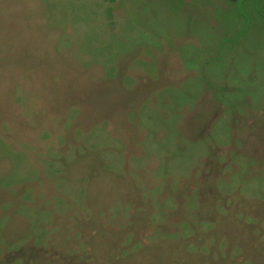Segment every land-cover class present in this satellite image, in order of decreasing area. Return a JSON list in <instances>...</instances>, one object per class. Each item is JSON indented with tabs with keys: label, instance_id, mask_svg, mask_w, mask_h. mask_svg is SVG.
Segmentation results:
<instances>
[{
	"label": "rangeland",
	"instance_id": "obj_1",
	"mask_svg": "<svg viewBox=\"0 0 264 264\" xmlns=\"http://www.w3.org/2000/svg\"><path fill=\"white\" fill-rule=\"evenodd\" d=\"M0 264H264V0H0Z\"/></svg>",
	"mask_w": 264,
	"mask_h": 264
},
{
	"label": "water",
	"instance_id": "obj_2",
	"mask_svg": "<svg viewBox=\"0 0 264 264\" xmlns=\"http://www.w3.org/2000/svg\"><path fill=\"white\" fill-rule=\"evenodd\" d=\"M232 1H238V0H232ZM237 3V2H236Z\"/></svg>",
	"mask_w": 264,
	"mask_h": 264
}]
</instances>
